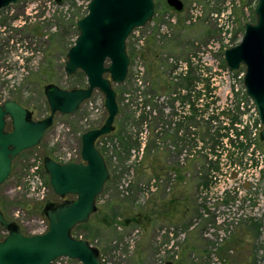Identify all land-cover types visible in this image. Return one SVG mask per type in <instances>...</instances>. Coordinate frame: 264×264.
Returning <instances> with one entry per match:
<instances>
[{"label": "rangeland", "instance_id": "1", "mask_svg": "<svg viewBox=\"0 0 264 264\" xmlns=\"http://www.w3.org/2000/svg\"><path fill=\"white\" fill-rule=\"evenodd\" d=\"M165 1L155 0L160 7L153 18L155 27L151 24L145 27L153 33L144 49L138 50L130 39L127 41L128 52L136 55L126 81L115 84L122 101L114 123L115 131L99 142L112 161L110 179L97 200L98 211L87 225L78 228L77 237H88L107 264H164L166 260H178L187 245L195 250L185 252L186 264H233L231 259L240 256L238 250L230 249L223 258L217 250L240 221L242 226L249 225L247 238L255 247H249L248 251L258 252L245 256L244 264H264V168H255V162H260L264 155V141L259 137L263 126L245 92L246 68L230 71L223 56L226 48L241 41L244 24L256 22L254 10L258 0H183L184 10L180 13L164 9ZM88 2L64 0L59 5L54 0H18L0 10V102L15 99L33 112L34 119H42L50 113L44 88L50 83L70 88L69 76L64 71L66 54L69 43L74 42L79 33L73 24ZM197 3L203 5L202 9ZM191 16L196 20L188 22ZM139 52L145 70L143 85L136 83ZM155 55L165 81L179 77L177 72L185 64L189 67V59L200 64L198 69L201 70L195 74L199 89H204L206 78L211 74L217 102L210 104L205 116H200L196 129L187 121L176 131L179 122L189 113L188 101L183 98L188 89L183 82L182 95L175 100L174 107L171 104L174 95L163 89L155 92L147 68L148 58ZM139 93L151 98L147 102L149 108L139 104ZM239 100L240 124L237 126L239 130L246 129L248 137L244 138L250 144L246 167L231 164L228 153L233 147L224 138L220 144L223 149L220 171L212 174L205 184L209 168L217 159L208 149L210 145L204 147V122L213 113ZM209 101L210 95L206 93L199 104ZM104 103V95L96 90L74 114H56L42 143L14 160L9 178L0 187V202L8 217L20 223L26 233L42 230L45 216L39 211H43L48 200H60L44 170V155L63 163L81 161V136L87 129L104 123L107 117ZM143 109L151 111L153 116L159 115V123L155 125L150 119L146 124L136 122L135 116ZM221 119L222 124L228 122L227 118ZM121 136L125 142L120 141ZM176 139L178 145L173 144ZM148 140H152L154 149L151 156L145 153ZM156 153L164 169L160 168ZM169 164H179L185 179L177 181L167 167ZM159 178L160 193L156 186ZM171 196L179 198L171 211L175 223L159 219L154 213H149L147 218L155 203L159 204L158 197ZM186 196L194 201L191 211L187 212ZM195 201L202 205L201 209H196ZM184 213L187 220L182 221ZM136 215L140 220L131 221L127 226L121 223L124 218ZM186 223L189 228L183 230L182 225ZM6 234L0 226V239ZM243 257L239 259H245Z\"/></svg>", "mask_w": 264, "mask_h": 264}, {"label": "water", "instance_id": "2", "mask_svg": "<svg viewBox=\"0 0 264 264\" xmlns=\"http://www.w3.org/2000/svg\"><path fill=\"white\" fill-rule=\"evenodd\" d=\"M17 1L0 0V10ZM54 1L59 5L64 2ZM167 5L176 12L184 10L183 0H167ZM87 11L77 21L79 33L67 51L64 66L67 76L82 71L87 86L46 85L44 94L50 113L42 119H34L31 110L15 99L0 103V187L9 178L14 160L42 143L56 114H74L98 90L105 97L107 117L100 127L82 134L81 161L63 163L50 155L43 157L44 170L54 193L60 198L44 206L43 213L49 222L46 232L25 234L20 223L5 215L0 203V226L7 231L0 239V264H52L60 257L76 259L82 264H105L99 248L87 239L76 237L73 230L89 222L98 210V197L110 179L106 158L96 142L115 131L120 107L114 85L126 81L131 65L127 41L135 29L153 20L156 2L89 0ZM254 13L256 22L244 24L241 41L226 48L223 56L230 71L246 68L245 92L263 126L259 137L264 141V0H258ZM8 120L11 130L7 129ZM164 264L178 263L166 260Z\"/></svg>", "mask_w": 264, "mask_h": 264}, {"label": "trees", "instance_id": "3", "mask_svg": "<svg viewBox=\"0 0 264 264\" xmlns=\"http://www.w3.org/2000/svg\"><path fill=\"white\" fill-rule=\"evenodd\" d=\"M163 4H164V7H163L164 9L172 10L167 5L166 1ZM159 7H160L159 2H156V11H158ZM87 12H88L87 8H85V11L83 13H81L80 16H78V17L76 16L77 21L80 18H82ZM77 21L74 22L73 25H74L75 29L78 30ZM73 44H74V42H70L68 49ZM129 55L131 57V62H133V59H134V56L136 55V53L130 52ZM143 57L145 59V52H143ZM148 61H149V64L147 65L148 74L152 78V82H153V85L155 88L154 89L155 92H156V90H162L163 89L166 92H169L172 96L174 95L175 97L171 101V104L173 107L175 106V104H174L175 100L179 99V97L182 95V92H183L182 83L183 82L185 83V85L188 89V93L186 95H183L184 96L183 98L188 101L189 113L184 117V121L179 122L178 128L176 131L178 132V130L181 128V126H183V124L187 121L189 122L188 125L190 127L196 129L199 126L197 121L199 120L200 116H202L203 114H204L203 116H205V112L207 111L210 104L211 103L216 104V102H217V97L215 96V94H216L215 86H214V82H213V78H212L211 74H209L206 78V83L204 84V86H205L204 89H199L198 87L200 85V82H199L198 77L195 74L197 73L198 70H201V68L198 69L200 64H197L196 61L189 59L188 60L189 67H188L187 73L185 75L178 74L179 77L171 78L170 81H165L162 78V73L160 72V66H159L160 61H159V63L157 62L158 58L156 57V55L149 57ZM223 65L225 67V64H223ZM201 66H203V64H201ZM202 68H204V67H202ZM172 69L176 71L175 67H171V70ZM207 69H209V68L207 67ZM68 79L70 80V88H81V87L87 86V82H86L87 79H86V76L84 75V73L82 71H78L76 74L69 76ZM114 88H115V85H114ZM206 93H208L210 95V101L206 102L205 104H203V103L199 104L200 101L203 99V96L206 95ZM150 100H151V98L146 97L144 100V103L147 104V102ZM121 102H122L121 97H120V95H118V103L121 104ZM240 109H241V101L239 100V101H236L235 104L228 105L226 108L222 109L220 112L213 113L211 116H209L207 118V122H204V125H203V128H204L203 141L205 144L204 147L206 148L207 145H210L208 149L213 154H215L214 157L217 159L210 166L209 172H208L209 175L207 176V178L206 179H205V177L203 178V179H205V181H204L205 184H208V182L210 181L208 178H211L212 174L218 173L220 171V165H219L220 162L219 161L221 160V154L223 152V149L220 148L221 147L220 144L223 142L224 138H227L230 142V145L233 147V150L229 151V153H228V157L230 159L231 164H234L236 166L239 165L243 168L246 167V163H245L246 151L249 149L250 144H248V142L246 141V139L248 137L246 129L239 130L238 126L236 125V124H240L238 122L240 120V118H239ZM154 113H156V112H154ZM32 114H33V112H32ZM134 115H135V113H134ZM135 117H136V119H135L136 122H139L141 124H143V123L146 124L147 123L146 121L148 119H150L155 125H157L159 123V119L161 118L159 115L153 116L151 111L148 113L145 109L141 110L139 115H136ZM222 117L228 119V122L226 124H222V123H224V122H221ZM87 130H89V129H87ZM106 136H109V135L101 136L97 140V146L102 151V153L104 154L106 161H107V164H108V167H109V169H111V162H112L111 158L108 157V155L105 153V150L102 147H100V145H99V142L101 141L100 139L104 138ZM166 136L173 138V135L166 134ZM124 139H125L124 137H122V136L120 137V141L125 142ZM176 142H177V139L174 140L173 144L178 145V143H176ZM151 143H152V140H148V142L146 143V146H145V149H146L145 153L148 154V156L149 155L151 156L153 154V150H154V149H152ZM126 146L129 147V145H126ZM154 156H156V158H158V162L161 166L160 168L164 169V167L162 166V160H160V158H159L160 155L156 153V155H154ZM211 156L213 158V155H211ZM162 157H163V155H162ZM165 161H167V160H165ZM155 162H157V161H155ZM204 165H206V162L204 163ZM167 167H169L170 170H172L173 173L176 174L175 177H176L177 181H182L185 179V176L183 175L184 170L181 168V166L179 164H169V165H167ZM160 179L161 178H159L157 180V184H156L157 189L159 190V193L161 190L159 188ZM252 187H253V185L250 183L249 191L252 190ZM164 198L165 197H163V198L158 197V201L160 200L159 204L155 203L154 207L151 208V210L148 212L147 218L149 219V217H150L149 213H154L159 219H162V220L167 219V220L175 223L176 221L174 219H172L171 211H172L173 206L179 201V198L177 196H173V197L171 196L167 199H164ZM180 199H182V198H180ZM184 200L188 201V206L186 208V212L188 210L191 211V209H192L191 205L194 204V201H191L188 198V196H186L184 198ZM53 201H57V199L48 200L47 202H53ZM225 202L228 203V201H225ZM195 204H196L195 207L197 210L201 209L202 205L198 204V202H196V201H195ZM155 207H158V208L155 210ZM2 210L4 211L3 207H2ZM39 212L41 215H43L42 210H40ZM4 213H5V211H4ZM5 215L8 217V215L6 213H5ZM105 216H108V215H105ZM144 217H145V215H144ZM186 217H187V215H186V213H184L182 215V221L187 220ZM138 219L139 218L137 215L136 216H130V217L124 218L123 221H121V223L123 225L127 226L129 224V222H131L133 220L138 221ZM111 223H112V221H111ZM85 225H87V224L83 223V224L77 225L73 230V234L75 236H78L76 234L78 228L81 226H85ZM188 225H189L188 223L182 225V229L183 230L188 229L189 228ZM242 225H243V223H240V221L236 222L235 226L233 227L234 230L233 231L230 230L228 232V236L224 240L223 244H221L218 247V250H217L218 255L222 258L224 256L228 255L230 249L238 250L237 253L240 256H238V258L235 257L234 259H231V263H233V264H244L246 261L245 256L250 257V256L256 255L258 253V252L253 251L252 249L251 250L249 249L250 251H248V248L254 247V244L252 245L249 242V239L247 238L250 235L248 232L249 225L246 223H245V226H242ZM256 230H257V233L260 232L259 225L256 226ZM23 232L25 234H29V233H26L25 231H23ZM257 233H256V235H257ZM84 239L88 240V237H84ZM186 241L188 242V239H186ZM193 249H194L193 246L192 247L190 245L185 246V248L182 249V253L180 254L181 257L178 260H176L177 263L178 264H186V262H187V260H186L187 256L186 255L188 252H191ZM185 252H187V253H185ZM241 256H244L243 258H245V259H239V257H241ZM172 258H174V257H172ZM104 263L107 264L105 260H104Z\"/></svg>", "mask_w": 264, "mask_h": 264}, {"label": "built area", "instance_id": "4", "mask_svg": "<svg viewBox=\"0 0 264 264\" xmlns=\"http://www.w3.org/2000/svg\"><path fill=\"white\" fill-rule=\"evenodd\" d=\"M197 5L199 6L200 9H202L201 6H203L202 4H198ZM191 20H196L195 17H190L188 22H190ZM149 24H151V26H154L155 25V22L154 21H151ZM147 26V25H146ZM146 26L144 27H140V28H137L133 31V33L131 34L130 36V42H133V44L135 45V47L138 48V50H143L144 47L146 46V44L148 43L149 41V38L151 36V34L153 33V31L151 29H148V31L146 30ZM155 27V26H154ZM140 54V66H139V69H138V72L136 74V83H138V85H143L144 84V75H145V70H144V64L142 62V57H141V52H139ZM188 71V66L185 64L181 69H180V72H177V74H183L185 75ZM147 95L145 94H142V93H139L138 95V100L140 101V105L144 106V108L148 107L149 108V105H147L146 103H144V98L146 97ZM150 96V95H149ZM148 96V97H149ZM126 100H129V98H126ZM244 104V103H243ZM238 125V124H236ZM252 161L250 163V166H252ZM256 165H255V168H259V169H262L264 168V155L261 156V160L260 162H255ZM259 164V165H258ZM43 229L42 230H39V231H36V232H32L33 234H37V233H44L47 229H48V222L47 220H43ZM52 264H81L80 262H74L73 259L69 258V257H60L58 259H56Z\"/></svg>", "mask_w": 264, "mask_h": 264}, {"label": "flooded vegetation", "instance_id": "5", "mask_svg": "<svg viewBox=\"0 0 264 264\" xmlns=\"http://www.w3.org/2000/svg\"><path fill=\"white\" fill-rule=\"evenodd\" d=\"M166 2H167V0H166ZM173 12H176V11L173 10ZM178 13H180V12H178ZM152 21H153V20H152ZM148 24H149V23H148ZM148 24H147V25H148ZM130 36H131V35H130ZM129 39H130V37H129ZM129 39H128V40H129ZM0 103H2V102H0ZM8 124L10 125V128H9V129L7 128V129H8V130H11V123H10V120L7 121V126H8ZM175 176H176V174H175ZM175 178H176V177H175ZM176 180H177V179H176ZM57 201H58V200H57ZM44 216H45V215H44ZM44 219L47 220V222H48V219L46 218V216L44 217ZM133 221H134V220H133ZM48 228H49V222H48ZM47 230H48V229H47ZM47 230H46V231H47ZM46 231H45V232H46ZM5 232L7 233L6 230H5ZM37 234H42V233H37ZM28 235H34V234H33V233H29ZM76 237H77V236H76ZM78 238H81V237H78ZM57 259H58V258H57Z\"/></svg>", "mask_w": 264, "mask_h": 264}]
</instances>
